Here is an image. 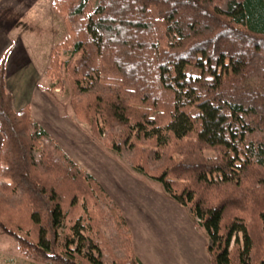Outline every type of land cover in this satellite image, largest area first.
<instances>
[{
	"label": "trees",
	"instance_id": "obj_1",
	"mask_svg": "<svg viewBox=\"0 0 264 264\" xmlns=\"http://www.w3.org/2000/svg\"><path fill=\"white\" fill-rule=\"evenodd\" d=\"M51 8L65 33L49 52L47 96L68 94L93 142L162 184L204 230L210 264H264V0ZM0 137V232L20 252L55 264H142L101 184L28 106L14 110L5 56Z\"/></svg>",
	"mask_w": 264,
	"mask_h": 264
},
{
	"label": "crops",
	"instance_id": "obj_2",
	"mask_svg": "<svg viewBox=\"0 0 264 264\" xmlns=\"http://www.w3.org/2000/svg\"><path fill=\"white\" fill-rule=\"evenodd\" d=\"M37 1L0 0V59L5 56V83L12 95L14 110L28 106L39 126L108 192L122 211L132 234L134 252L142 264H179V261L186 264L187 254L184 247L178 245V236L183 234L179 226H186L193 236L197 231L185 211L170 198L151 191L113 163L68 116L59 115L44 92L47 86H42L41 81L43 77L47 78L48 64L43 72L42 68H35L23 41L17 39L15 33L17 22ZM26 4L29 8L22 11L19 5ZM11 20H14L13 23ZM197 237L199 240L194 249L198 262L191 260V264H210L204 240Z\"/></svg>",
	"mask_w": 264,
	"mask_h": 264
},
{
	"label": "rangeland",
	"instance_id": "obj_3",
	"mask_svg": "<svg viewBox=\"0 0 264 264\" xmlns=\"http://www.w3.org/2000/svg\"><path fill=\"white\" fill-rule=\"evenodd\" d=\"M51 3L52 0H38L36 3L31 5V10L28 11V13L25 16H23V18L19 20L15 25V33H17V39L21 38V40L23 41L26 47L27 53L29 54V57L34 62L35 68L37 69L42 68L41 72H43V69H45L48 64V56H49L48 54L50 52V49L55 44L63 40L65 33L63 21L52 11ZM19 7L20 8L22 7L21 10L23 11L25 8H29V4L19 5ZM13 21L11 20L12 23ZM187 71L189 74H195L196 72V70L192 68H188ZM50 81L51 80L48 76L47 78L43 77L41 81V85L48 86ZM55 91H56L55 92L56 95L49 97V99L52 102V104L56 107L59 115L68 116L69 117L68 119L72 120L76 124L77 128L80 129L81 133L86 135V137L90 141H92L89 135L87 134L85 124L82 121H79L74 118L69 105V95L63 93V91L59 89ZM160 137L161 140H166L167 133H163ZM93 143L97 145L95 142ZM98 148L101 149L99 146ZM76 150L78 151L77 148ZM101 150L106 155H108L109 158L112 159L113 163L123 168L125 172L128 173V175L133 177V179H136L137 181L141 182V184H143L151 191L155 193L158 192L162 196L167 197L164 192V188L160 182L150 179L149 177L143 175L137 176L128 172V170L125 168V165L118 158H114V156H111L103 149ZM80 152L82 153L83 151L80 150ZM205 155L209 157L213 156L211 152H205ZM195 220L197 221V219ZM181 226L179 227L180 229H182L181 232L183 234L178 236V240H179L178 245L183 246L184 252L187 254V256L185 257L186 258L185 262L186 264H191V260L198 262L196 258V252L194 246L197 244V241L199 240L197 236H199L202 240H204V243L206 242L204 230L201 228L197 229L194 227L195 230L197 231L196 232L197 234L193 236L192 233H189L187 231L186 226L184 227L182 224ZM60 232H63L62 228L60 229ZM80 232L84 233L85 229L81 228ZM0 264H55V263H46L39 260H35L29 257L28 255L20 252V250L16 246L14 239L9 235L0 232ZM179 264H184V263H182V261H179Z\"/></svg>",
	"mask_w": 264,
	"mask_h": 264
},
{
	"label": "built area",
	"instance_id": "obj_4",
	"mask_svg": "<svg viewBox=\"0 0 264 264\" xmlns=\"http://www.w3.org/2000/svg\"><path fill=\"white\" fill-rule=\"evenodd\" d=\"M197 220H199V219H197Z\"/></svg>",
	"mask_w": 264,
	"mask_h": 264
}]
</instances>
